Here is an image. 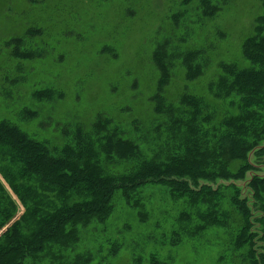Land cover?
Segmentation results:
<instances>
[{"label":"trees","instance_id":"16d2710c","mask_svg":"<svg viewBox=\"0 0 264 264\" xmlns=\"http://www.w3.org/2000/svg\"><path fill=\"white\" fill-rule=\"evenodd\" d=\"M183 3L190 7L194 4L193 8L200 11L202 18H213L225 2L200 0ZM258 3L264 8V0ZM173 7L174 4L168 5L170 10H175ZM263 18L264 14L260 13L256 24L245 30L240 39L235 38L240 49L236 56L231 48L226 49V40L216 49H209L206 41L208 29H219L224 33L227 24L215 23L212 28L207 25L190 40L186 29L188 35L184 40L178 36V31L188 23L181 22L177 28L169 20L168 35L152 57L153 66L150 64L161 81L151 97L147 89L142 95L150 108V100L153 102L150 111L155 114L157 122L150 127V112L139 113L134 106V112L149 124L156 138L168 131L164 142L157 141V149L151 152H144L141 148L136 131L140 128L132 127L133 132L127 131L120 126L127 124L126 120L118 119L117 123L111 117H118L116 113L121 111L109 107L108 102L105 103L108 107L104 108L109 112L104 113L107 119H103L100 113L95 119L93 116L82 117L85 123L83 120L78 123L75 135L65 129V121L59 119L55 124V118L51 120L53 110L50 111L46 104L42 106L45 117L39 116L36 121H27L16 111L15 121L4 114L0 116V147H7V156L15 165L11 169L3 164L5 160H0V172L8 178L2 179L3 174L0 175V231L7 227L0 235V264H23L29 256L40 257L43 247L51 251L57 239L66 240L70 247V242L77 241L78 222L88 224L95 219L103 222L109 218L111 198L118 189L127 191L130 199L136 200L135 188L155 181H168L173 189H182L190 195V203L195 198L208 203V208L200 211V216L210 219L202 220L203 224L211 225L213 221H225V218L230 221L228 223L232 219L239 221L236 237L240 235V239L236 248L240 250L237 248L234 252L232 264H264V241L262 250L257 248L258 240H264V215L256 217L255 214L260 208L264 213V160L258 161L264 155V38L259 37L261 25L257 23ZM230 34L234 36V33ZM167 43L181 52L176 64L180 63L182 67L178 70L170 71L165 67L177 58L166 52ZM225 53L231 55L228 61L224 60ZM19 54L27 57L34 51ZM181 54H184L182 62ZM9 56L0 66V81L6 71L13 68L8 65L11 62ZM198 56L199 62L196 61ZM124 72L125 78L128 68ZM133 76L134 80L129 79L128 86L132 90L125 92L128 88H122L119 101H129L134 95L131 85L135 84L137 77ZM18 77L22 79L24 74H18ZM196 87L199 89L197 95L193 94ZM58 88H36L32 93L58 91ZM206 94L208 99L203 97ZM47 116L50 124L45 126ZM101 130L97 145L91 136ZM177 133L182 135L179 140L176 139ZM112 149H117L116 153ZM32 176L38 178V185L45 191L54 190L62 195V203L45 207L44 197L37 191ZM224 180L229 184L223 185ZM243 182L251 191L250 198L243 195V187H246ZM8 185L25 206L24 213L11 225L21 212V206ZM223 186L232 190L231 204L220 208L217 200L228 190ZM217 207L220 209L216 210ZM184 224L183 229H189L190 235L197 233L198 228L192 223L187 221ZM256 224L262 225L261 235ZM252 237L256 238L253 242ZM79 254L82 253L69 262L66 260L68 263L64 260V263L85 264L89 259L82 260ZM65 255L56 259L61 260ZM152 261L151 264L158 263L155 259ZM125 262L130 264L129 260Z\"/></svg>","mask_w":264,"mask_h":264},{"label":"rangeland","instance_id":"374dc122","mask_svg":"<svg viewBox=\"0 0 264 264\" xmlns=\"http://www.w3.org/2000/svg\"><path fill=\"white\" fill-rule=\"evenodd\" d=\"M184 1L200 2V0H0V66L10 53L13 54L9 56L11 62H8L13 68L8 69L3 75V81H0V116L4 114L15 121L16 111L27 121H36L39 116L45 117L42 106L46 104L50 111L53 110L51 120L55 118V124L59 119L65 121V129L75 135L78 123L85 120L82 117L93 116L95 119L100 113L103 119H107L104 113L109 112L104 108L108 102L109 107L121 111L116 113L118 117H111L116 122L118 119L126 120L125 125L119 123L121 128L127 131H132V127L140 128L136 131L144 152L157 149V141L163 143L168 131L162 132V136L157 138L154 136L149 129V124L151 127L157 122L154 120L155 114L150 111L154 104L150 100V108L142 95L144 89H147L151 97L156 85L161 81L150 64L153 66L152 57L159 51L163 45L162 40L168 35L169 20L177 28L181 22L188 23L178 31V36H182L184 40H187L185 36L188 35L186 29L189 30L190 40L197 31L201 32L207 25L212 28L215 23L227 24L228 28L224 33L219 32V29H208L206 41L209 49H216L223 40H226L224 42L226 49L231 48L233 55L236 56L240 49L238 43L234 42L235 38L240 39L245 30L256 24V17L260 13L264 14V8L258 3L263 0H209L225 3H222L221 10L213 18L206 16L202 18L200 11L193 8L194 4L190 7L184 4ZM172 4L175 10L168 9V5ZM257 23L261 25L259 37L264 38V18ZM33 27L38 30H31ZM230 33H234V36ZM166 46V52L177 58L171 60L165 67L170 71L180 69L182 65L176 62L178 63L181 52L173 48L171 43H167ZM15 51L18 54L34 51V54L23 57ZM181 55L182 62L184 54ZM229 58L231 55L225 53L224 60L228 61ZM196 61L199 62V56ZM127 68L128 72L124 78V70ZM18 74H24V78H19ZM133 74L137 77L135 84L131 85L134 90L131 92L134 95L130 93L129 95L133 96L129 101L120 102L118 96L123 93L122 88L126 90L130 85L129 79L134 80ZM193 82L197 83L198 80ZM27 86L30 87L29 90L26 89ZM47 86L60 89L32 93L33 89H43ZM129 90L132 89L128 88L125 92ZM198 91L196 87L193 94L197 95ZM207 95L203 97L207 98ZM134 106L139 113L150 112L152 119L149 124L143 122L134 112ZM47 119L48 116L45 126L50 124ZM136 120L140 122L137 123ZM206 125L209 127L210 123ZM102 132V130L93 132L91 136L97 145L100 141L98 135ZM133 134L131 135L134 136ZM181 137V134H176L177 140ZM6 148L0 147V160H5L3 164L14 169L15 165L7 156ZM116 150L112 149V152L116 153ZM150 155L153 156L154 153ZM263 160L264 155L258 158L260 162ZM15 168L18 169L17 166ZM2 179L8 180L4 174ZM32 180L37 185L40 196L44 197L45 207L51 203L53 206L62 203V195L54 190L45 191L38 185L37 177L32 176ZM221 183L229 184L225 180ZM246 185V182H243V186ZM8 188L12 195L18 197L10 185ZM223 188L228 190L221 193L222 196L217 200L220 208L231 204L232 190L229 191L230 188L226 186ZM135 190L136 200L130 199L125 190L118 189L114 193L111 198L110 215L106 221L98 222L95 219L88 224L78 222L80 230L76 235L77 241L70 242V247L66 240L57 239L58 242H55L54 247L52 244L51 251L43 247L40 257L29 256L23 264H65L64 260L69 262L79 252L82 253L79 254L82 260L89 259L85 264L90 262L125 264L128 260L130 264H151L154 259L157 264H232L234 252L239 249L236 248L240 239V235L236 237V226L239 221L232 219L233 222L228 223L230 221L225 218V221L223 219L213 221L211 225L201 223L207 218L200 216V211L207 209L208 203L201 202L198 198L190 203V195L184 193L182 189H173L168 181L147 183ZM250 192L247 186L243 187L245 197L250 198L248 195ZM17 200L21 212L9 225L19 219L25 211L22 199L18 197ZM220 208L217 207L216 210ZM255 214L256 217L264 215L261 208L260 211H255ZM187 221L198 228L197 233L190 235L189 229L185 227L183 229ZM261 227V224L255 226L260 235ZM6 228L3 227L2 230ZM253 240L256 238L252 237L251 242ZM263 241L258 240V250H262ZM64 253L67 254L66 257L56 259Z\"/></svg>","mask_w":264,"mask_h":264}]
</instances>
